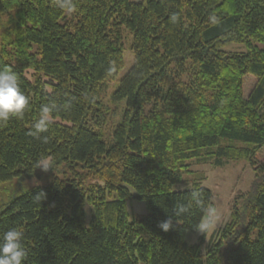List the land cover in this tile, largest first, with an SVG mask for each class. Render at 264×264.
Instances as JSON below:
<instances>
[{"label":"trees","instance_id":"trees-1","mask_svg":"<svg viewBox=\"0 0 264 264\" xmlns=\"http://www.w3.org/2000/svg\"><path fill=\"white\" fill-rule=\"evenodd\" d=\"M74 2L66 14L51 0H0V15L10 16L0 68L17 73L30 101L22 118L0 124V185L32 174L41 156L86 170L12 198L0 207V234L22 230L24 264H264V45H256L264 44V0ZM122 29L132 34L135 63L112 95L126 105L106 137L103 90L125 64ZM229 43L248 50H223ZM247 75L257 78L248 97ZM50 102L58 110L44 143L29 133ZM192 159H248L255 170L247 214L234 211L206 254L187 242L203 209L167 232L158 226L192 190L214 205L201 182L175 189ZM131 197L145 201L144 218L130 219Z\"/></svg>","mask_w":264,"mask_h":264},{"label":"rangeland","instance_id":"rangeland-1","mask_svg":"<svg viewBox=\"0 0 264 264\" xmlns=\"http://www.w3.org/2000/svg\"><path fill=\"white\" fill-rule=\"evenodd\" d=\"M9 15H0V41L3 38V33L9 23ZM122 44L124 47L125 64L119 71L116 79L104 84L103 100L105 102L106 121L102 126V130L106 137H110L116 126L122 120L125 110V103L117 104L113 101L114 94L120 80L129 72L135 63V54L133 51V37L132 34L125 29H122ZM258 46L264 44L256 43ZM227 52H245L248 50L247 43H229L224 49ZM257 83V78L254 75H247L245 78L244 93L248 97ZM52 162V169L44 172L36 169L32 174L23 177H17L11 181L2 183L0 185V207L8 204L12 198L37 185H47L55 177L61 179H80L86 170L78 165L73 169L66 162L57 163L49 158ZM190 171L185 174L184 183L176 185L175 189H185L191 187L194 182L202 183V186L212 191L214 205L222 213V221L215 231L207 234H199L189 232L187 234V242L189 244H202L203 253L206 254L210 246L216 240L217 232L224 227V225L232 219L234 211H239L242 215H246V199L251 194L252 184L255 179V170L253 169L248 159L230 160L223 166H216L212 162H204L201 160L192 159L190 161ZM89 184H101L104 182L98 178H88ZM133 196L137 195L135 188L130 187ZM127 208L130 214V219H142L147 213V206L145 201L136 197L129 198ZM86 218L85 224L89 226L93 215V206L88 204L85 206ZM244 222L241 223L239 229L242 228ZM203 238V239H202Z\"/></svg>","mask_w":264,"mask_h":264},{"label":"clouds","instance_id":"clouds-1","mask_svg":"<svg viewBox=\"0 0 264 264\" xmlns=\"http://www.w3.org/2000/svg\"><path fill=\"white\" fill-rule=\"evenodd\" d=\"M52 5L70 14L75 10L74 0H51ZM172 21L177 17L173 15ZM216 22V17H212ZM29 97L22 91L17 73L11 67L0 68V124H6L11 118H22L29 106ZM70 104L65 103L63 108L67 111ZM58 110L55 102L41 106L39 116L32 125L30 135L47 143L48 137L42 135L49 131L53 123L54 113ZM36 169L47 172L52 169V162L47 156H41L35 162ZM46 197L43 191L35 196L41 200ZM193 207L203 209L204 215L193 225L192 230L205 236L219 226L222 221V213L215 205H206L201 193L192 190L186 202L177 201L173 207V214L159 223L164 232L171 230L175 223H180V218L190 213ZM23 232L18 227H12L0 234V264H24L27 252L23 247Z\"/></svg>","mask_w":264,"mask_h":264}]
</instances>
